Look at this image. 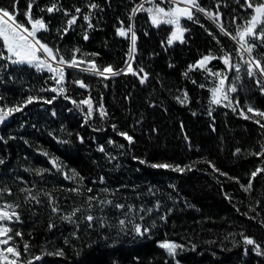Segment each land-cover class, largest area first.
Segmentation results:
<instances>
[{"label": "trees", "instance_id": "trees-1", "mask_svg": "<svg viewBox=\"0 0 264 264\" xmlns=\"http://www.w3.org/2000/svg\"><path fill=\"white\" fill-rule=\"evenodd\" d=\"M52 2L38 0L39 7L33 6V14L50 22L51 31L40 35L50 45L58 46L66 58L71 57L73 49L79 48L83 59L95 60L98 66L124 68L130 39L116 33L123 21L125 27L129 23L134 25L138 37L133 68L143 67L149 76L147 82L141 84L139 78L131 74L103 80L69 68L66 69V87L70 99L59 95L51 104L34 101L0 125V160L3 161L0 188H9L14 194H5V200L20 203L18 211L22 223L15 228L24 235L23 239H15L22 250L25 242L31 246L24 256L39 255L45 264H264V255L258 256L252 246L243 243L241 236L243 233L254 238L264 251V225L260 223L264 221V173L253 181L250 192L240 187L248 183L252 171L264 167V157L252 155L261 151L264 128L255 123L261 118L246 120L239 115L241 109L252 115L247 113V106L264 111V93L243 74V86L232 94L240 102V107L233 112L231 108L210 104L209 89L213 79L206 73L197 70L188 77L183 75L188 66L203 55L211 52L221 56V47L238 57L235 56L237 46L199 13V24L182 20L183 26L190 29L185 33V42L168 46L171 26L157 28L143 12L129 21L131 9L140 0H59L64 9L73 13L75 7L87 13L86 5L90 2L102 9L93 10L94 28L88 29L81 15L77 25L61 38L57 29L65 26L67 17L61 12L50 15L39 11ZM12 3L13 0H0V6L6 8H11ZM27 3L28 0H20L21 13L27 9ZM199 3L213 12L220 4V22L230 32L236 29L231 18L245 16L235 0H199ZM85 31L87 40L83 38ZM209 32L221 43L217 44ZM93 53L98 55L93 56ZM212 65L225 68L219 59L208 67ZM49 75L28 66L9 65L0 69V97L4 98L0 103L17 105L28 96L52 98L55 93L40 90L53 86ZM76 79H82L89 88L81 89L71 83ZM185 92L188 100L180 103L177 97L183 99ZM89 95L94 115L85 122L86 106L81 105L84 109L81 111L71 101H80ZM101 99L109 114L104 120L96 112ZM112 124L132 135L135 143L129 145L113 131ZM77 134L83 138V143L79 142ZM109 140L115 143L109 144ZM101 146L104 152L99 151ZM236 149L241 151L234 154ZM44 152L49 155L45 156ZM51 158L66 165L65 171L75 169L84 177V185L93 188L94 193L85 189H82L83 195L68 191L78 185L64 179L50 163ZM139 159L148 163L192 164L193 170L181 174L154 169L148 163H139ZM205 161L228 175L214 172ZM37 169L46 171L37 175ZM101 177L103 183L99 182ZM229 177L238 178L240 183ZM22 188L31 189L41 203L25 202V194L20 192ZM104 188L109 192L100 191ZM45 192L51 193L52 203L64 212L79 206L85 211L78 214L75 223L63 221L51 212ZM92 194L113 203L152 209L150 213L134 214L136 222L143 223L151 232L143 237L134 236L131 231L119 232L118 221L124 217L106 204H96L91 209L97 220L89 228L83 219L89 214L84 201ZM140 215L144 216L143 221L139 220ZM50 220L56 225L51 230L48 228ZM165 240L185 247L177 250L175 258L170 257L158 246ZM245 249H248L246 255ZM60 250L63 255H55Z\"/></svg>", "mask_w": 264, "mask_h": 264}, {"label": "snow or ice", "instance_id": "snow-or-ice-1", "mask_svg": "<svg viewBox=\"0 0 264 264\" xmlns=\"http://www.w3.org/2000/svg\"><path fill=\"white\" fill-rule=\"evenodd\" d=\"M20 0H13L11 8H6L0 6V61H5L6 63L0 64V69H6L9 65L16 66H28L35 68L36 71H46L49 73V79L52 80L53 86L49 88H42L41 91H51L56 95L52 98H43V97H33L28 96L23 102L17 105L9 106L7 104L0 103V125L5 124L14 113L21 112L24 107L28 104L33 103L37 100H43L44 103L51 104L57 96L63 95L65 99H70L67 95L66 84L67 76L66 69H74L78 72L88 73L89 75L100 77L103 80H108L114 76L118 75H127L131 74L139 78L141 84H145L148 80L149 74L144 70L143 67L133 68V63L135 62V54L137 51V34L134 30V25L129 23L128 27L124 26V22L120 21V26L117 27L116 33L118 36L130 39V47L128 53V60H126L125 68L114 69L112 65L107 66H98L95 60H85L82 58L84 55L81 53L79 48L72 50L70 58H66L61 49L58 46H52L47 43L41 37V33L50 32V22H47L43 16H34L33 6L38 5V0H28L27 9L21 13L19 11L18 5ZM235 3L243 10L245 13L244 17L233 16L231 18V23L236 25L235 32H230L225 28L224 24L220 22L221 13L219 11L221 5L217 4L216 11L213 12L210 9L203 7L199 0H140L139 4H135L131 9L129 14V21L131 22L137 13L143 12L148 15L150 22L153 26L159 28L162 25L171 26V32L167 38V45L171 46L174 42L179 41L184 43L185 33L190 31V29L182 25V20L191 21L193 23L199 24V17L197 13L203 14L207 19L211 20L216 24L219 33L223 36L228 37L236 45L235 56L239 57V62H234L235 57L233 53L226 51L221 47L222 55L217 57L209 52L206 55H203L199 60L194 64L188 66V70L183 74L185 77H188L190 72L201 70L207 74V76L213 79L214 86L209 89L211 94L210 104L212 105H223L224 107H229L233 112L237 111V108L240 107V102L234 96H231L232 93H237L239 88L242 87V76L241 71L243 69L244 75L260 88L261 92L264 93V0H235ZM88 8L87 13H83V10L80 7H75L74 13L68 9H64L63 5L59 0H53V2L46 7L39 8L41 13L47 12L48 14H54L61 12L63 16L67 17L66 24L62 29H57V32L60 34L61 38L66 35L73 26L77 25L78 20L81 15L83 21L86 22L87 28L92 29L94 25L92 23L93 10H101L100 5L95 2H90L86 5ZM19 16H22L23 19H18ZM239 21V22H238ZM204 27L203 24L200 25ZM207 31V29H206ZM213 40L217 44H220L221 41L217 36L209 32ZM85 40L89 37L87 31L83 36ZM93 56L98 55L93 53ZM221 60L225 68L223 70L212 71L208 65L213 60ZM234 73L235 75L232 79H229L228 73ZM194 84L195 80L192 81ZM74 85L78 86L81 89H88L89 85L86 84L82 79H76L71 81ZM204 87V85H200ZM4 98L0 97V101ZM180 103H184L188 100L187 92L184 93L183 99L177 97ZM77 108H81V105L86 106L87 111L84 112L85 122L93 118L94 105L89 95L87 98L80 101L72 100L71 101ZM81 111H84L81 108ZM96 112L99 115L101 120L108 118L109 114L104 108L102 99L101 102L96 105ZM247 113H251L249 116L246 112L241 109L239 115L243 116L244 119H254L259 117L261 119H256L255 123L260 125L261 128H264V123H261V120H264V111L247 106ZM55 115V113H53ZM211 115V110L209 111ZM113 131L117 135L121 136L128 142L129 145L135 143L134 137L128 132L119 131L116 124L111 125ZM78 135V134H77ZM187 139V138H186ZM78 140L80 143H83V138L79 137ZM60 143H70V141H60ZM115 143L112 140H109V144ZM123 147V145H120ZM99 151L104 152L105 149L103 146L99 148ZM241 150L236 149L238 154ZM45 156L49 154L47 152L43 153ZM252 155L257 157H264V144L261 145V151L253 152ZM138 159V158H135ZM209 164L214 172L219 173L221 176H227L228 174L222 172L220 169L216 168L214 164L210 161H205ZM0 163H3L0 160ZM50 163L56 169L57 172H60L64 179L74 181L78 186L68 189V191L76 193L77 195H83L82 189H85L88 193H94V189L91 187H86L83 183L84 177L81 176L75 169H68L65 171L66 165H63L58 162L57 158H51ZM139 163L146 164L147 161L139 159ZM196 163V162H193ZM264 163V161H262ZM148 166L154 169H166L171 170L176 173H185V171L193 170V165L188 164L181 166L179 164L172 163H148ZM46 170H36L37 175H43ZM71 173V175H69ZM264 173V167H257L254 171L251 172L248 183L240 184V187L244 192H250L253 189V181L260 175ZM229 179L235 180L236 183H240L238 178L229 177ZM100 183H103V177L100 178ZM93 183H96L93 181ZM102 192H109V189H101ZM21 193H24L25 202L35 201L36 204H40L41 200L39 196L32 193V190L29 188L20 189ZM5 194L7 196H13V192L9 188H0V264H33V260L41 261L42 257L37 255L31 259H22V257L29 252L30 244L25 242L23 244V252L15 244V238L19 237L23 239V232L17 230L14 225L22 223L21 214L18 211L20 208V203L18 201L9 202L4 199ZM49 198L51 204V212L57 214L59 218L63 221L69 223H75V218L78 217V214H82L85 209L83 206L74 207L70 212H64L58 205L52 203L54 198L51 196V193H43ZM88 206L89 214L84 215L83 219L87 222L89 228L93 227L94 222L97 220V217L91 214V209L94 205H110L115 209L119 210L124 218L119 219V232L128 234L131 231L134 236L143 237L146 234L151 232V229L144 226L143 223L136 222L135 213H150L152 209H144L143 207L137 209L133 205H126L124 203H113L112 200L102 199L98 195L92 194L85 197L84 201ZM157 209L159 208V202L156 205ZM237 211H239L237 209ZM255 211V209H252ZM243 215L247 216V213ZM165 219V217H161ZM249 219H255V217H249ZM139 220L143 221L144 216L140 215ZM264 225V221L260 222ZM55 223L49 222V230L55 227ZM105 225L101 221V227ZM153 226H155L153 224ZM79 227V225H77ZM75 236V233H73ZM243 243L245 245L252 246V250L259 255H264V251L261 250V245L256 242L254 238L244 235ZM108 239V237H105ZM68 242L67 240L65 241ZM158 246L161 249H164L168 256L175 258L177 255V250H183L184 245L178 244L172 241H162L159 242ZM193 250L195 245L192 246ZM248 249H245V255L247 254ZM55 255H63V251L55 253ZM116 264V262H114Z\"/></svg>", "mask_w": 264, "mask_h": 264}, {"label": "rangeland", "instance_id": "rangeland-1", "mask_svg": "<svg viewBox=\"0 0 264 264\" xmlns=\"http://www.w3.org/2000/svg\"><path fill=\"white\" fill-rule=\"evenodd\" d=\"M199 14H201V13H199ZM203 15V14H202ZM212 22V21H211ZM213 23V22H212ZM214 24V23H213ZM182 25H183V22H182ZM215 26H216V24H214ZM217 27V26H216ZM175 43H180L179 41H176V42H174L173 44H175ZM172 44V45H173ZM261 51H264V49H261ZM234 62H239V59H238V57H235V61ZM211 68H212V71H217V70H223V69H218L217 67H216V65H212L211 66ZM243 74H244V72H243V69H242V71H241V76H242V85H243V80H244V77H243ZM235 74L234 73H228V76H229V79L231 80L232 79V77L234 76ZM214 86V83H213V81H212V85H211V87H213ZM241 88V87H240ZM233 94V93H232ZM232 94H230L231 96H232ZM210 96H211V94H210ZM221 106H223V105H221ZM227 108H229V107H227ZM13 200H11V201H9V202H12ZM3 201H0V203H2ZM16 225V224H15ZM15 225H14V227H15ZM15 244L19 247V243H18V241L15 239ZM162 242V241H161ZM159 244V243H158ZM0 247H2V246H0ZM19 249L23 252V250L19 247ZM164 250V249H163ZM165 251V250H164ZM166 252V251H165ZM33 258V257H32ZM22 259H31V258H26L25 256H23L22 257ZM33 264H45V262H44V259L42 258L41 259V261H35V260H33Z\"/></svg>", "mask_w": 264, "mask_h": 264}, {"label": "bare ground", "instance_id": "bare-ground-1", "mask_svg": "<svg viewBox=\"0 0 264 264\" xmlns=\"http://www.w3.org/2000/svg\"><path fill=\"white\" fill-rule=\"evenodd\" d=\"M242 2V1H241ZM223 3V2H222ZM230 16V15H229ZM41 125V124H40ZM16 128V127H15ZM62 135V134H61ZM160 163H163V162H160Z\"/></svg>", "mask_w": 264, "mask_h": 264}]
</instances>
